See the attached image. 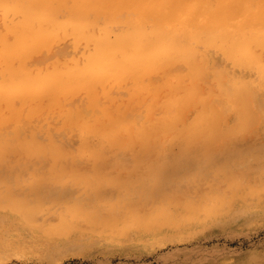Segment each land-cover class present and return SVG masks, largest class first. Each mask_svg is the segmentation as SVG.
Segmentation results:
<instances>
[{
	"label": "rangeland",
	"instance_id": "374dc122",
	"mask_svg": "<svg viewBox=\"0 0 264 264\" xmlns=\"http://www.w3.org/2000/svg\"><path fill=\"white\" fill-rule=\"evenodd\" d=\"M199 1L216 5V0ZM9 16L3 9L0 10V33H6L5 24L11 19ZM124 17L132 18L134 14L129 12ZM165 28L170 33L168 38L181 46H191L193 27L190 24L170 20ZM70 35L66 38L60 37L53 43L47 40L48 47L42 44L40 49L31 50L29 55L26 53L24 59L28 62V69L43 68L42 70L46 71L45 69L53 68L54 64L59 65L65 60L72 64L74 59L83 57L84 53L90 50V43H85L83 38H78L79 41L76 42ZM8 40L12 41L11 37ZM1 47L2 45L0 49ZM42 47L44 48L41 49ZM210 53L215 64H210L201 76V90L204 96L212 93L211 103L222 107L225 98L217 87L216 69L226 70L222 77L226 84L236 69L222 49L210 48ZM240 53L244 54L241 50ZM237 67L243 72L246 70L247 75L252 78L255 76L249 73L251 69L247 66ZM0 69L3 67L0 66ZM178 70L186 72L187 66L179 63L174 66L172 73H177ZM171 74L167 77L169 82L172 80ZM153 75L158 82L164 80V75L159 72ZM54 80H49V83ZM119 85H111L108 91L103 87L101 91H97L95 86L97 89H94V96L91 97L93 101H90L87 90L79 88L80 90L67 92L69 97H62V102L54 101L50 96L51 101L48 102V96L47 99L43 96L44 99L37 101L40 107L42 104L38 112H26V108L30 107L32 110V104L37 106L33 103L35 100L27 101L33 99L31 97L26 100L23 98L22 101L18 97L14 98L17 108L20 111L25 109L21 112L23 114L18 112L17 116L16 113H8V105L6 107L9 111H5L6 108L0 111L1 115L4 111L8 113V117L2 115L6 116L7 121L11 117L8 123H5L6 119H0V140L5 139L14 145L21 141L19 139H30L32 145L44 146L42 151L32 150L30 153L26 152V149L19 151L16 148L1 152L0 160L3 161H0V264H264V91L255 97L257 116L248 124L232 117L227 122L229 126L226 127V123L221 127V138L218 139V135L216 141L211 140L213 146L210 145L207 135L190 142L185 135L163 134L159 136L160 141L159 137H156L153 143H149V150H143L141 144L129 140V135L123 136L128 139H125L127 141L124 143L121 139L119 146L111 139L105 140L102 136L89 134L85 127L86 123L95 125L97 122V119L94 122L95 119L90 115L100 114L98 122H102L104 113L101 109L106 106L108 111L113 110L125 118L128 117L130 123H141L146 119L148 108L153 117L164 115L161 104L152 107L148 97L144 96L145 99L138 100L137 97L134 98L136 93L134 96L130 94L133 90L132 82L126 80ZM96 93L99 95L97 100ZM4 101H1V105H4ZM225 106L227 109L225 108L224 112L230 113L232 107ZM72 109L89 114L81 116L85 117L86 121H69L66 114ZM242 109L247 110L246 107ZM248 109H251V106ZM198 111L197 105L192 107L187 111V118H193ZM24 112L27 114L24 115ZM17 117L22 120H16ZM88 117L90 120L87 121ZM250 124L251 126L246 127ZM124 128L126 131L133 130ZM224 129L226 133L223 135L226 137L222 136ZM86 136H90V139ZM51 143L59 147L58 155L48 146ZM60 143L62 145H59ZM101 143L103 145H100ZM45 145L48 146V153ZM64 148L66 152L62 150ZM100 150H103L104 154ZM39 151L43 153L39 154ZM71 164L73 168L70 167ZM96 165L102 170L100 171L99 167L95 170ZM64 166L68 168L67 172ZM75 166L81 171L76 173ZM119 166L120 170L115 172ZM96 171L105 177L104 181L96 182L97 184H90L82 179V182L79 181V177H82L79 175L84 176V172L92 179L97 178ZM118 172L122 183L118 179ZM234 172L235 174H232ZM55 173L65 176L55 177ZM71 173L77 176L71 177ZM157 180L160 182L156 183ZM40 183L42 184L38 187ZM125 184L127 185L124 186ZM38 192L40 194H35ZM166 197L176 203L171 207L175 210L171 219L182 222V227L159 229L157 223L133 225L135 215L146 217L156 214L166 202ZM15 199L29 201L30 206H37L38 211L35 208V213L30 218H22L16 212H10L7 209ZM223 201H226L225 205L222 204ZM71 203L77 206V211H72ZM191 205H195L193 224L186 225L183 220L190 215ZM115 212L120 213V220L114 224L107 223L106 219ZM64 223H68L71 230L58 231Z\"/></svg>",
	"mask_w": 264,
	"mask_h": 264
},
{
	"label": "bare ground",
	"instance_id": "6f19581e",
	"mask_svg": "<svg viewBox=\"0 0 264 264\" xmlns=\"http://www.w3.org/2000/svg\"><path fill=\"white\" fill-rule=\"evenodd\" d=\"M1 9L7 13V16L10 15L11 19L5 24V26L7 25L6 33H0V45H2L0 49V66L3 67V69H0V73L2 72V79L0 80V105L2 103L1 101L5 100L3 102L4 105H1L3 108L0 106V111L2 109L4 110V108H6V111L8 107L10 110L8 113H16L15 115L18 116L17 113L19 112L20 114L25 109H23V107L21 108V110H23L20 111L14 102V98L18 97L22 101L24 99L26 100L27 97H31L33 99L27 98V101L32 102L35 100L33 103L36 105L37 101L44 99L42 98L43 96L45 99H47L48 96V102L51 101L50 98L54 99V101L58 100L62 102L61 100L64 99L65 96L66 98L67 96L69 97L67 92L73 90L77 91L79 88L87 90L90 101H93L91 97L94 96L93 93L97 88V91H99V89L101 91V87H103L104 90L106 88L108 91L111 85L116 87V85L123 84V82L128 80L133 83V90H131L132 93L130 92V94H137H135L136 96L133 95L134 98L137 97L138 100H140L139 98L142 100V98L145 99V97H148L149 101L151 100L150 104L152 107L161 104L164 115L162 117H153L148 108L146 119L141 123H136L137 121L130 123L127 119L128 117L125 118L121 113H116V111L113 110L108 111L106 106V109H103V107L101 109V112L104 113V119H101L102 122H98L101 118L99 116L100 114H94L96 117L93 115H90V117L95 119L93 120L94 122L97 119L96 124L89 125V123H86L85 125L84 123V125L89 134H93V136H102L105 140L111 139V141H114L118 145L122 143L121 139L123 143L127 141L125 139L128 138L124 139V135H129V140L141 144L143 150H149L151 146H149V143L163 134L185 135L190 142L207 135L209 137L208 140H210V145L213 146L211 140H213V142L215 138L217 140V136L220 135L221 127H224L232 117H236V119L248 124L257 116L258 110L254 105L255 97L264 91V0H216V5H212V3L211 5H207L206 2L202 3V1L199 0H0V10ZM129 12H132L134 17H124V15ZM170 20L183 21L193 27L191 46H181L178 42L168 38V34L170 33H168L165 25ZM69 34L72 35H70V37H74L76 42L79 41L78 38H83L85 43L87 41L90 43V50L88 49L83 57L79 56V59H74L72 64H70V61L67 62L65 60L62 62L58 60L62 63L59 65L54 64L53 68L51 67L50 70L45 69L46 71H43V68L28 69V62H26L24 57H26L27 54L29 55L31 50L40 49L44 44L48 47L49 45H46L48 44L47 40L53 43L54 40H59L60 37L64 36L66 38ZM9 36L12 41L8 40V38L10 39ZM84 40L81 42L84 43ZM210 48L222 49L228 59L233 62V66L236 69L228 84L224 82V79L222 81V77L226 74V70L223 68L216 69V76L218 78L217 87L222 97L225 98V103L223 102L222 107L214 106L211 103L210 95L212 93L208 96H204L201 90V87H203L200 83L201 76L210 64H215L210 53ZM28 50L30 51L27 52ZM240 50L244 54H241ZM33 52L35 51H32V53ZM179 63H183L184 66L186 65L187 71L181 72L178 70L179 72L172 73L174 66ZM238 65L247 66L251 69L249 73H253L255 76L252 78L250 75H247L248 72L246 70H244V72L241 71L237 67ZM155 72L164 75V80L162 82H158L154 79L153 73ZM170 74L172 80L169 82L167 77ZM52 79L55 80L49 83V80ZM95 86H97L96 89ZM103 92L105 91H102V93ZM59 93H61V95ZM102 93L99 94L102 95ZM97 95L96 93V100L98 99L97 97H99V95ZM138 95H140V97ZM8 103H14L16 106H12V104ZM95 103L96 101L94 104ZM97 104L98 103H96V105ZM196 105L199 107L198 113L193 118L188 119L186 116L187 111ZM225 105H228V108L232 107L230 113L224 112V110L227 109ZM32 106V110L30 107V110L26 108L28 110L26 111L27 113L40 111L42 104L41 107L39 105L35 107L33 104ZM89 106L92 105L89 104ZM249 106H251V109H248ZM55 107L58 108L57 106ZM244 107H246L247 110L244 111L242 109ZM5 111L1 113L7 116L8 113ZM259 112H261V110ZM27 113L24 112V115ZM85 113L84 111L82 113V110L80 112L76 109H72V111H69L66 115L68 117L67 119H70L69 121H78L79 123V120L81 122V120L85 118L81 117L85 116L83 115ZM13 114H11V116H15ZM2 115L0 114V119L2 117L4 121L6 116ZM88 118H86L87 121L90 120V118ZM17 119L20 120L21 118L19 119V117H17L16 120ZM8 121L5 123H8ZM236 121L237 120H235V122ZM227 126H229V124L226 125V127ZM249 126H251V124L246 127ZM124 127L132 128L133 130L126 131ZM223 133H226V130L222 132V136L224 137L225 135H223ZM230 133L228 134L230 135ZM86 137L90 139V136ZM220 138L221 135L218 139ZM160 139L159 137V141ZM19 140L21 141H17L14 145L9 144L5 139L0 140V157L2 158V151L11 148L19 149V151L26 149L27 151H24L30 153L32 150L38 151L41 149L40 151H42L44 147L43 145H32L29 141L30 139ZM42 144L46 143L42 142ZM59 145L62 144L60 143ZM100 145H103V143ZM48 146L51 147L57 155L60 153L59 147L56 144L51 143ZM48 146L45 147L47 153L49 150H47ZM136 146L134 145V147ZM62 150H65V152L67 151L66 148ZM40 151L39 154H42L43 152ZM100 151L103 153V150ZM6 152L8 153V151ZM54 153L52 152L53 155ZM61 153L63 154V152ZM104 156L105 155H103V157ZM0 161H3V159ZM59 161L60 160H58V162ZM66 166H64L65 169L67 168ZM72 166L71 164L70 167L73 168ZM95 167V170H97L99 166L97 167L96 165ZM100 168L101 167H99V170ZM119 168L120 166L115 172ZM76 169L77 173L79 170L78 166ZM122 170L123 169H121V171ZM87 171L88 170H86V172ZM43 172H45L44 168ZM71 172L73 173V171ZM96 172H98L97 175L100 176L99 171ZM72 173L71 177L74 176ZM230 173L229 175H231ZM60 174L58 175V173H55L54 176L57 177L58 175V177H63L66 173L64 175ZM117 174L120 180V173L118 172ZM232 174H235V172ZM86 175L87 173L85 174V172L84 176L79 175L82 176L79 177V181L82 182V180H85L87 183L92 184L105 180V177L102 176L98 177L94 175L97 178L92 179ZM76 176L77 175L74 177ZM107 177L109 178L108 175ZM108 178L106 180H108ZM124 178L125 177H123V179ZM34 179L37 180L36 177ZM32 181L33 180H31V182ZM121 181L123 180H120V182ZM115 182L116 181H114V183ZM158 182L160 181L157 180L156 183ZM1 184H3V181ZM41 184L42 183H40V185L37 184L38 187H40ZM126 185L127 184L124 186ZM35 194L40 193L38 192ZM225 202L222 204L225 205ZM42 203L40 205H42ZM174 205H176V203L172 199L166 197V202L156 214L146 217L135 215L133 219L134 222L132 223L133 225H150L151 223H157L159 229L169 227H171V229L180 228L183 226L182 222H176L171 219L175 211H173L171 207ZM34 206H30L29 201H16L15 199L9 207L7 206V210L12 213L16 212L22 218H30L33 217L35 208L36 210L38 209L37 206ZM194 207L195 205L190 206V215L183 220L184 224H193ZM71 208L72 211L78 210L77 206L73 204ZM64 216L66 217V215ZM120 216V213H112L111 216L106 219V222L110 224L117 223L121 218ZM135 227H137V225ZM59 230L67 231L71 230V228L68 223H64L58 231ZM29 240L31 241L30 238ZM42 242H44V240H42ZM38 249L40 248L38 247ZM41 250L43 249L41 248Z\"/></svg>",
	"mask_w": 264,
	"mask_h": 264
}]
</instances>
